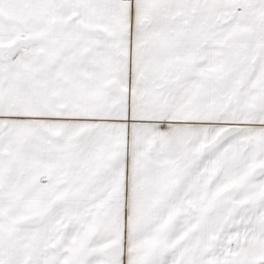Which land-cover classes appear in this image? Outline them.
I'll list each match as a JSON object with an SVG mask.
<instances>
[{"label":"snow or ice","instance_id":"6c2138e0","mask_svg":"<svg viewBox=\"0 0 264 264\" xmlns=\"http://www.w3.org/2000/svg\"><path fill=\"white\" fill-rule=\"evenodd\" d=\"M0 264H264V0H0Z\"/></svg>","mask_w":264,"mask_h":264}]
</instances>
